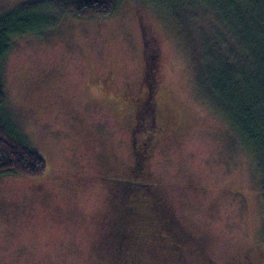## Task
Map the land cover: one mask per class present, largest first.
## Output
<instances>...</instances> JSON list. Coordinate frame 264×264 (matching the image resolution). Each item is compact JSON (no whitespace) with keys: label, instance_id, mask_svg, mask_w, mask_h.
<instances>
[{"label":"rangeland","instance_id":"rangeland-1","mask_svg":"<svg viewBox=\"0 0 264 264\" xmlns=\"http://www.w3.org/2000/svg\"><path fill=\"white\" fill-rule=\"evenodd\" d=\"M42 1L0 0V16ZM49 11L0 63L3 117L46 161L38 176L0 172V264H119L118 246L141 264H264L259 170L197 89L176 11L150 0H114L105 17ZM133 173L149 194L126 190Z\"/></svg>","mask_w":264,"mask_h":264},{"label":"trees","instance_id":"trees-1","mask_svg":"<svg viewBox=\"0 0 264 264\" xmlns=\"http://www.w3.org/2000/svg\"><path fill=\"white\" fill-rule=\"evenodd\" d=\"M150 1L159 2L164 9H174L179 16L189 38L184 42L190 54L197 89L211 107L234 126L244 141L259 170L264 199V0ZM37 4H41L43 10H34ZM52 5L73 9L79 16L105 17L114 9V0H66L59 3L44 0L0 16V63L10 49L13 36L37 31L40 25L46 26L52 21L49 11ZM144 40L150 45L149 39ZM154 57L151 56L153 60ZM4 103L0 72V172L10 170L28 176L41 175L45 159L9 126L2 114ZM143 112L151 117V113ZM138 146L139 154L145 157L142 145ZM135 164L133 170L138 173L142 162L137 160ZM136 173L124 178L128 183L126 190H131L132 195L137 187L142 186L146 195L149 194L147 186H143L148 182H137ZM129 198L125 207L132 205L131 210L134 205L132 197ZM151 206L157 213L154 222L163 223L166 216L158 203L151 201ZM123 249L126 250L121 246L115 248L119 264H127L131 259L126 257Z\"/></svg>","mask_w":264,"mask_h":264},{"label":"flooded vegetation","instance_id":"flooded-vegetation-1","mask_svg":"<svg viewBox=\"0 0 264 264\" xmlns=\"http://www.w3.org/2000/svg\"><path fill=\"white\" fill-rule=\"evenodd\" d=\"M128 94V93H127ZM130 96H129V98H133L134 97V95H132V94H129ZM152 96H153V90L151 89V87L149 86V85H146L145 86V89H144V91H143V94H141L140 96H138L137 95V97H134V99L133 100H135V103L133 104V106H134V108H133V112H134V117H135V122H134V127H133V130H135V128H136V125L138 126L139 125V123H137V121H138V119H137V108H138V104L141 102V103H147L151 98H152ZM131 99H129V100H127L126 99V101L127 102H129ZM153 99V98H152ZM125 100V99H124ZM138 102V103H137ZM136 103H137V105H136ZM146 103L144 104V105H146ZM156 103H158V102H156ZM143 106V105H142ZM152 107H153V110H155L156 109V105H155V102L153 101V104H152ZM136 144V143H135ZM137 145V147H138V144H136ZM136 147V146H135ZM126 209H129V208H126ZM130 210V209H129ZM145 216H149V215H145ZM169 217H170V215H168ZM165 220H167V219H165ZM171 220H169V221H167L168 223L170 222ZM162 226H164V224H162ZM171 227V226H170ZM167 230H169V231H171V229L168 227V228H166ZM173 236V235H172ZM174 242H175V244L173 243V245H171L170 246V248H171V251L173 252V253H175V254H177V255H182V250H181V247H182V240H178V239H175L174 240ZM177 242H178V244H177ZM245 260H243V259H241V260H239L238 262H235V261H231V262H229V264H248V263H250V260H249V258L247 257V256H245ZM155 261H158V263L157 264H170V263H168V262H163V261H159V260H156L155 259ZM127 264H141L140 262H139V260H137V261H134V260H128L127 261ZM174 264H185V263H183V262H180L178 259H177V261L174 263Z\"/></svg>","mask_w":264,"mask_h":264}]
</instances>
